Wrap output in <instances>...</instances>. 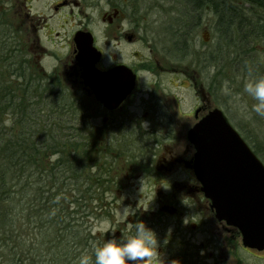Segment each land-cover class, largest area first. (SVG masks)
I'll return each instance as SVG.
<instances>
[{
	"label": "trees",
	"instance_id": "trees-1",
	"mask_svg": "<svg viewBox=\"0 0 264 264\" xmlns=\"http://www.w3.org/2000/svg\"><path fill=\"white\" fill-rule=\"evenodd\" d=\"M139 1L126 0L118 9L138 22L145 9ZM179 1L188 22L182 27L174 19L165 27L176 44L193 41L202 24H191L190 14L208 9L214 20L209 42L197 54L204 69L221 72L235 49L233 38L242 35L245 43L236 49L253 37L264 39V0ZM8 22L0 14V264H78L82 254L94 260V247L110 239L108 231L96 230L97 223L115 210L109 171L121 155L122 139L131 134L115 131L103 150L91 146L87 132L80 137L75 121L81 115L73 99L62 93L54 75L28 69L19 44L7 40Z\"/></svg>",
	"mask_w": 264,
	"mask_h": 264
},
{
	"label": "rangeland",
	"instance_id": "rangeland-1",
	"mask_svg": "<svg viewBox=\"0 0 264 264\" xmlns=\"http://www.w3.org/2000/svg\"><path fill=\"white\" fill-rule=\"evenodd\" d=\"M13 1L0 0V13L5 12L4 14L9 19L8 25L12 29L15 23L17 24V19L13 13ZM77 1L78 5H69L65 8L66 18H70L68 25L71 26V31H74L75 25L85 23L87 28L89 27L94 31L98 42H105L103 46H99L104 57L101 63L107 65L116 62L129 66L137 74L139 87L133 96V101L124 106L123 112L114 113L109 117L104 110L97 107L81 83L76 89L78 91L80 88L82 89L80 94L76 93L75 87L72 88L74 80L71 79L72 82L70 80L69 65H73L75 60L72 57V49L66 50L65 48L66 39L56 38L54 40L27 42L24 48L30 51V53H25L28 69L30 71L38 70L41 75L47 76V73L54 75V80L59 82L58 87L62 93L67 95L69 100L70 98L73 99L77 113L80 115L89 114V116L81 115V118H78L80 122L76 124V132L79 133L80 137H84L83 131L87 132L90 138L89 136L84 138L88 140L91 146L100 147L103 150L105 147L103 148L101 145H104V142L108 141L109 138H114L110 135L115 131H120L122 135L131 132L134 137L142 135L141 138L159 134V138L167 139L166 145L171 140V144L179 145L182 148L189 145L185 135L197 121L193 117L196 108L205 107L207 110L203 114L211 109L220 108L230 125L244 138L264 163V117H260L251 111V106L255 101L243 92L247 80L262 76L259 73L264 72V39L253 37L245 48L241 46L243 49H236L240 47L241 43L242 45L245 43L242 40V35L233 38L235 49L232 50L231 57L219 73L215 67L207 66L204 69L205 65L201 60H199L201 64L197 63V54H200L201 47H204L203 43L209 42L212 36V31L208 26L214 20L209 15L208 9H204L202 13L196 11L190 14L191 24L194 21L202 22L195 33L193 28L185 26L186 31L192 30L194 33L191 37L194 38L193 41L186 38L185 44L183 42L176 44L165 27L170 24L173 25L174 19L178 20L182 27L188 22L186 16L185 18L183 16L185 13L183 1L140 0L138 5L143 3L145 9L138 22L135 18L129 19L128 13L119 10V17L111 25L101 21L104 13L110 12V9L113 8L109 7L111 3ZM125 1L114 0L113 3H117L119 6V4H125ZM233 1L236 2L237 0ZM38 6L40 9L39 3ZM187 10H189L188 7ZM203 36L206 37V42L202 41ZM67 37L69 44L71 39L69 40L68 35ZM113 37H118L119 41ZM171 40L175 44L171 43ZM16 42L20 44L19 41ZM42 49L49 51L41 52ZM216 71L217 75L213 78ZM225 86L230 89V94L223 91ZM147 92L154 93L152 106L148 105L151 100H148L149 94ZM159 101L162 102L161 105L169 107L168 111L174 119L172 122L156 126L154 129L155 127L151 128L150 126L151 122L156 119V111L157 113L162 111L160 106L155 105V103L159 104ZM118 118L125 120L126 124L130 126L119 130L113 129L112 123ZM88 119L91 122H87ZM170 136L171 139H169ZM116 137L122 138L118 132H116ZM119 139L116 140L117 143L113 147L120 143ZM149 146L150 150H155L154 142ZM127 152H121L120 157H117L118 159L115 161L116 165H113L109 171L114 180L117 179L114 172L117 171L123 180L121 173L124 174L126 169L130 167L124 163ZM130 155L131 152H128L129 159ZM137 188H134V191L123 193H116L114 190L113 195H115L116 200L111 202V206L115 208L113 215L106 222L97 223L96 230L108 231L111 238L113 232L117 237L130 234L129 227L131 224L128 221L134 209H137L136 204L139 205L145 200L148 201L149 198L156 197L155 191L147 189L144 185ZM161 192L164 191L161 190ZM142 208L147 215L149 208L155 210L157 206L150 203L149 208L146 205H143ZM199 209L201 212L205 211L204 208ZM182 211L181 209L179 212ZM195 237L198 238L199 235L197 234ZM159 249L153 264H169L174 250L166 252L164 246H161V241ZM259 255L263 256L264 252ZM215 258L214 254L212 256L206 255V259L209 261H205L204 264L216 261ZM259 261L260 259L255 258L250 264H257Z\"/></svg>",
	"mask_w": 264,
	"mask_h": 264
},
{
	"label": "flooded vegetation",
	"instance_id": "flooded-vegetation-1",
	"mask_svg": "<svg viewBox=\"0 0 264 264\" xmlns=\"http://www.w3.org/2000/svg\"><path fill=\"white\" fill-rule=\"evenodd\" d=\"M99 1L111 3L109 7L113 8L110 9L108 7L111 11L105 12L101 18L102 22L111 25L119 17L117 13L118 5L113 3L114 0H82L84 3H99ZM38 3L41 6L40 9ZM69 5L76 6L78 1L14 0L13 13L17 19V24L15 23L13 29L11 27L12 30L7 31L10 33L7 40L19 41L20 50L25 54L30 53L29 49L24 48L29 41L64 38L67 40L65 48L66 50L72 49V57L74 58L75 49H77L74 41L75 34L78 31L89 32L93 37L94 46L101 51L102 58L96 64V68L108 71L114 66L121 65V63L116 62H111V64L107 65L101 63L104 57L103 51L99 46H103L105 42H98L94 31L89 27L87 28L85 23L75 25L74 31H71V26L68 25L70 18L67 19L65 15V8ZM4 13L2 11L0 14L6 17ZM115 13L117 14L114 15ZM5 31L4 29L3 32ZM67 35L70 37L69 40L71 39L69 44ZM113 38L119 41L118 37ZM46 51L49 50L42 49L41 52ZM74 62H72L73 65H69V77L70 80H74L72 88L75 87L76 93L80 94L82 89L80 88L79 91L76 89L81 83L83 89L95 101L97 107L100 110H104L109 117L114 113H122L124 106L128 102L133 101L135 92L139 90L137 74L128 66L136 77L135 88L126 94L121 102L115 104V100L109 101L110 105L114 103L113 108L105 107L95 100L92 89L83 84L81 79L82 68L78 67L76 60ZM147 94H149L148 100H151L148 105L152 106L154 104L152 99L154 93L147 92ZM161 103L160 101L159 104L155 103V105L162 108V111L160 113L156 111V119L152 120L151 128L155 127L154 129H156V126L170 123L174 119L168 111L169 107L161 105ZM199 108H196L199 110L197 115L193 114L195 120L201 118L204 115L203 112L207 110L205 107ZM87 114L81 115L89 116ZM79 115L77 113L78 117ZM89 121L88 119L87 122ZM75 122L76 124L78 123L77 121ZM112 124L113 129L116 128V130L130 126L121 118H118ZM158 135L141 138L142 135L134 137L131 134V136L122 139V143L119 146L120 152H131L130 159L127 152L124 160V163L130 167L126 169L124 174L119 172L123 180H121L117 171L114 172L117 179L115 178V181H113V190L116 193H123L134 191V188L144 185L147 189L155 191L156 195L152 199L149 198L148 201L145 200L139 205L136 204L139 210L134 209L128 222L133 224L142 220L156 231L158 239L161 241V246H164L166 252L174 250L169 264H204L205 261H209L206 259V255L212 256V254L216 256L214 259L216 261L208 264H250L255 258L257 260L260 259L259 264H264V255H259L264 252V246L260 249L249 247L248 245L245 246L242 242L241 232L227 222L217 219L211 202L200 191V182L197 180L196 173L192 168L195 149L186 138L187 132L185 138L189 145L183 146L184 148L171 144V140L166 145L167 139H161ZM169 139H171V136ZM153 142L155 150H150L149 144ZM161 190L164 192H161ZM150 203L156 205L157 208L150 210ZM143 205L149 208L147 215L142 208ZM199 208H204L205 211L201 212ZM181 209L183 211L179 212ZM197 234L199 235L198 238L195 237Z\"/></svg>",
	"mask_w": 264,
	"mask_h": 264
},
{
	"label": "water",
	"instance_id": "water-1",
	"mask_svg": "<svg viewBox=\"0 0 264 264\" xmlns=\"http://www.w3.org/2000/svg\"><path fill=\"white\" fill-rule=\"evenodd\" d=\"M116 15V13L114 14ZM75 60L82 68L83 84L105 107L115 104L133 90L134 73L125 65L108 71L98 70L101 52L89 32L74 36ZM206 42V37H202ZM130 40V37H129ZM198 112L195 113V115ZM195 151L193 170L201 183L200 191L211 201L216 217L237 227L245 246H264V165L244 139L230 126L219 108L209 110L187 132Z\"/></svg>",
	"mask_w": 264,
	"mask_h": 264
},
{
	"label": "clouds",
	"instance_id": "clouds-1",
	"mask_svg": "<svg viewBox=\"0 0 264 264\" xmlns=\"http://www.w3.org/2000/svg\"><path fill=\"white\" fill-rule=\"evenodd\" d=\"M223 91L230 94L227 86ZM243 92L255 101L251 111L264 117V75L247 80ZM129 231L128 236L119 237L113 232L112 238L102 246L94 247V260L92 256L82 254L78 264H153L160 246L156 231L142 220L131 224Z\"/></svg>",
	"mask_w": 264,
	"mask_h": 264
}]
</instances>
